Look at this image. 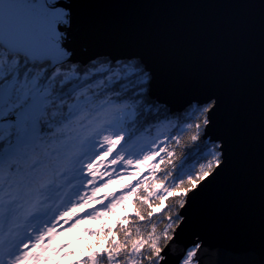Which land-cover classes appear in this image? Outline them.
<instances>
[{
  "label": "snow or ice",
  "instance_id": "snow-or-ice-1",
  "mask_svg": "<svg viewBox=\"0 0 264 264\" xmlns=\"http://www.w3.org/2000/svg\"><path fill=\"white\" fill-rule=\"evenodd\" d=\"M66 9L61 0H0V264L52 260L64 247L52 246L58 225L71 231L132 196L134 218L124 217L114 226L121 239L111 228L92 232L103 233L107 247L90 249L76 264H170L186 223L176 209H185L224 163L222 146L203 144L201 135L217 101L200 102L194 113L198 122L183 121L187 141L173 134L129 151L138 132L171 123L175 114L152 96L148 74L133 58L115 65L72 63L63 43L71 20ZM188 142L199 147L203 161L194 167L187 166L183 151ZM109 157L110 165L145 166L152 179H137L85 213ZM112 175L120 173L113 169L103 187L113 182ZM89 185L92 195H82ZM169 200L175 205H166ZM190 244L179 251L175 264H202L201 244Z\"/></svg>",
  "mask_w": 264,
  "mask_h": 264
},
{
  "label": "water",
  "instance_id": "water-1",
  "mask_svg": "<svg viewBox=\"0 0 264 264\" xmlns=\"http://www.w3.org/2000/svg\"><path fill=\"white\" fill-rule=\"evenodd\" d=\"M72 63L136 59L172 112L213 97L202 138L224 163L182 211L170 264L201 244L202 264H264V0H62ZM200 240V241H199Z\"/></svg>",
  "mask_w": 264,
  "mask_h": 264
},
{
  "label": "trees",
  "instance_id": "trees-1",
  "mask_svg": "<svg viewBox=\"0 0 264 264\" xmlns=\"http://www.w3.org/2000/svg\"><path fill=\"white\" fill-rule=\"evenodd\" d=\"M124 61L125 60H122L120 62H124ZM136 61L139 62L138 60ZM94 62L97 65L103 62H111V64L115 65L117 61L113 62L108 57H100L93 62H88L86 65L78 62L74 64L79 65L81 67H85L92 65ZM81 75H83V73H81ZM93 90L95 91L94 85H93ZM161 107H166L168 109V107L162 103H161ZM196 107L198 106L193 104L187 107L183 111L173 112L175 115L172 117L171 123H169L168 121H163L160 124L153 127L150 131L142 130L133 137V140H140L143 142H150L154 140L160 141V140H164L165 136L176 134V135H181L183 139L187 141V131L185 129V125L183 121L188 120L189 122H193V123L198 122L199 119L198 114L194 115ZM176 117H180V119H177ZM202 131L203 128L201 129V135H202ZM211 143L212 142H209L207 139H203V144H211ZM200 147H203V145H200ZM176 151L179 154L181 152V148L177 147ZM183 151L188 152V156L186 157L188 167L197 166L198 161L203 162L201 160V153L199 151V147L191 146V142H188V146H186L183 149ZM145 177H147L148 179H152V177L148 176V174ZM135 199H136L135 196L128 198L127 201H125L122 204L121 210L119 211L120 213L119 212L115 213L113 211H110L107 213V216L103 220H100L97 223L92 224L89 228H86L85 232L83 233L84 239L72 245L70 259L65 264H76L75 260L76 259L79 260L82 257L86 256V254H88L90 249L92 251H95L101 246L107 247V244L105 243V240L103 238V233H101L100 236H97V235H92L91 234L92 232H100L102 228L106 231L107 229L111 228L113 230V235H116V239L117 240L121 239V237L116 234L117 229L114 226L118 225L119 222L122 221L124 217H130L129 222H131V218H134V214L137 211V205L134 203ZM175 203L176 202L174 200L165 201L166 205L172 204L174 206ZM176 211H178V209H176ZM156 219H158V217ZM143 224L144 222H141L142 231H144ZM86 230H91V231H86ZM97 241H99V243H97Z\"/></svg>",
  "mask_w": 264,
  "mask_h": 264
},
{
  "label": "rangeland",
  "instance_id": "rangeland-1",
  "mask_svg": "<svg viewBox=\"0 0 264 264\" xmlns=\"http://www.w3.org/2000/svg\"><path fill=\"white\" fill-rule=\"evenodd\" d=\"M132 158L133 159H136L134 157H132ZM111 159H112V157L107 158L104 161V164L99 169V171L101 172V174L98 173V177H100L99 179L101 180V183H100L99 186L96 184V186H97L98 189H99L100 186L103 185V183H105V182L108 181V175H111L112 174V170L115 169L117 171L118 168L120 167V165H110V160ZM108 165H110V166H108ZM134 166H135V164L134 165H131V166H123V167L126 168L127 170H130ZM105 167L108 168V174L107 175L103 174ZM138 168H140V166H135V169H138ZM114 177H117V176L116 175H112V180H114ZM85 183H86V181H85ZM122 185H123V183H121L119 181L110 183V184H108L107 187L104 188V192H105V194L109 195V197H112V193L115 194L116 191H117V189H119L120 186H122ZM83 190H88V194L87 195H89V196L92 195V193H91V186L90 185L87 188H83ZM89 192H90V194H89ZM96 193L99 194V190ZM81 194H82V192H81ZM120 194H121V192H118L115 195H120ZM125 201H127V200L125 199L123 201V203ZM92 204H93V200L90 201L89 203L85 204L84 209L91 207ZM122 204H119L118 203L116 205V207L112 211L115 212V213H118L121 210ZM82 214H84V213H78L77 215H82ZM90 223L91 224L97 223V220L93 219V220L90 221ZM64 227L67 228L68 226L65 225ZM81 227H83V226L80 224V226L77 225V227L74 228V229H72L71 231H66L67 232V236H66V239H64V240H59V237L58 236H56L53 239L54 240V242L52 244L53 247H61V246H64L63 247V250H62V253L60 255V258L58 257V258L55 259L57 261V264H65L70 259L72 245L75 244V243H77L78 241L84 239V234L79 231L81 229ZM62 242H65V244L62 245ZM46 262L47 261H45V263Z\"/></svg>",
  "mask_w": 264,
  "mask_h": 264
},
{
  "label": "bare ground",
  "instance_id": "bare-ground-1",
  "mask_svg": "<svg viewBox=\"0 0 264 264\" xmlns=\"http://www.w3.org/2000/svg\"><path fill=\"white\" fill-rule=\"evenodd\" d=\"M71 61H73V60H71ZM200 241V240H199Z\"/></svg>",
  "mask_w": 264,
  "mask_h": 264
}]
</instances>
